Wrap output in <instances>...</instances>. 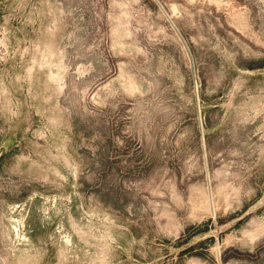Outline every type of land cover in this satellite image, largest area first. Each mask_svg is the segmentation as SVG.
<instances>
[{
	"label": "rangeland",
	"instance_id": "1",
	"mask_svg": "<svg viewBox=\"0 0 264 264\" xmlns=\"http://www.w3.org/2000/svg\"><path fill=\"white\" fill-rule=\"evenodd\" d=\"M0 264H264V0H0Z\"/></svg>",
	"mask_w": 264,
	"mask_h": 264
}]
</instances>
